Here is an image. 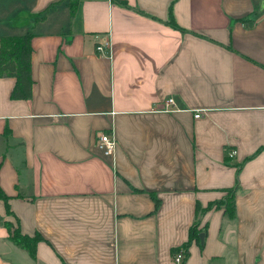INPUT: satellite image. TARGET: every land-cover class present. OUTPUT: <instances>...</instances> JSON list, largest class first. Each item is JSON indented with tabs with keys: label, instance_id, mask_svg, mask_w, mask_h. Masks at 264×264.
I'll return each mask as SVG.
<instances>
[{
	"label": "crops",
	"instance_id": "1",
	"mask_svg": "<svg viewBox=\"0 0 264 264\" xmlns=\"http://www.w3.org/2000/svg\"><path fill=\"white\" fill-rule=\"evenodd\" d=\"M28 30L0 214L42 239L31 258L0 223V264H264V0H0V36Z\"/></svg>",
	"mask_w": 264,
	"mask_h": 264
},
{
	"label": "trees",
	"instance_id": "2",
	"mask_svg": "<svg viewBox=\"0 0 264 264\" xmlns=\"http://www.w3.org/2000/svg\"><path fill=\"white\" fill-rule=\"evenodd\" d=\"M69 9L73 12L78 5L79 0H68ZM32 32L27 31L18 34H4L0 36V76H12L14 78L13 85L10 89V97L12 98H27L31 95L32 78L30 75V55L31 46L30 38ZM21 193H19L20 195ZM0 198L5 201L8 196L4 194L0 188ZM218 204V203H217ZM196 209H199V204L196 203ZM233 193L225 199L224 209L228 217L233 216ZM0 223L3 224L8 231V238L15 244L25 249L31 258H34V249L36 243L42 239L41 235L35 232L33 235L22 234L17 225L9 220H6L0 214ZM197 239V232L194 228L188 230V239Z\"/></svg>",
	"mask_w": 264,
	"mask_h": 264
},
{
	"label": "built area",
	"instance_id": "3",
	"mask_svg": "<svg viewBox=\"0 0 264 264\" xmlns=\"http://www.w3.org/2000/svg\"><path fill=\"white\" fill-rule=\"evenodd\" d=\"M107 45L106 42H103V43H96L95 44V49L96 50H102L103 47ZM165 105H175V101L172 99L171 96H168L166 99H165ZM167 108H169L167 106ZM166 108V109H167ZM172 108V107H171ZM195 116L197 115H200L199 114V111L195 112L194 113ZM95 143L97 145V147H99L102 152L104 154H109L113 152V150L115 149V138H114V134L109 131V132H104V131H98L97 132V136H96V140H95ZM233 149H228V152H227V155H231L233 153ZM183 258V254H182V250H178L177 252H175V255L173 257L174 261L175 262H180V260Z\"/></svg>",
	"mask_w": 264,
	"mask_h": 264
},
{
	"label": "water",
	"instance_id": "4",
	"mask_svg": "<svg viewBox=\"0 0 264 264\" xmlns=\"http://www.w3.org/2000/svg\"><path fill=\"white\" fill-rule=\"evenodd\" d=\"M198 238H199V241L201 242L202 241V233L201 232L198 234Z\"/></svg>",
	"mask_w": 264,
	"mask_h": 264
}]
</instances>
